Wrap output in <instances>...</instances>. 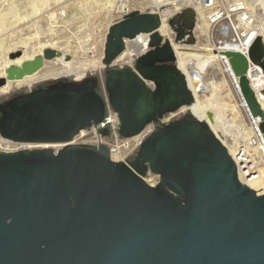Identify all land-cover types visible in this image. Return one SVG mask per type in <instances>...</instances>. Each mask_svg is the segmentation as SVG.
Returning a JSON list of instances; mask_svg holds the SVG:
<instances>
[{"label":"water","instance_id":"1","mask_svg":"<svg viewBox=\"0 0 264 264\" xmlns=\"http://www.w3.org/2000/svg\"><path fill=\"white\" fill-rule=\"evenodd\" d=\"M195 22L189 6L168 19L173 30ZM160 25L157 13L134 10L105 34L104 87L123 137L194 101ZM141 33L150 34L149 49L131 65L110 68L126 40ZM61 55L47 48L9 66L0 87ZM224 56L264 138V111L247 77L248 60L264 75L262 38L248 55ZM98 86L94 77L60 80L0 103L1 138L63 144L0 149V264H264V193L256 192L264 183L255 191L239 180L227 147L206 122L188 113L159 124L120 162L104 145L72 143L105 116Z\"/></svg>","mask_w":264,"mask_h":264},{"label":"bare ground","instance_id":"2","mask_svg":"<svg viewBox=\"0 0 264 264\" xmlns=\"http://www.w3.org/2000/svg\"><path fill=\"white\" fill-rule=\"evenodd\" d=\"M111 2L112 0H105L104 2L102 1L101 4L99 5L104 6V7H109L114 4L113 2H112L113 4H111ZM149 2L152 5V7H155V9H158V10H152V11L159 13L161 17V25L159 27V32L163 35V37L167 38L170 41L172 48L176 55L177 67L182 73L185 74L187 78L188 86L194 96V101L191 104L184 105L180 107L179 110L181 112L189 111V113H191L195 118L206 122L211 128V130L216 134V136L227 147L229 153L233 154L236 148L241 144V142L246 139L248 132L245 129L246 127L244 128V127H241V125H235L233 124L232 121L230 125L227 124L228 122L225 123V119L224 120L221 119V116L217 111L215 112L214 117H213V112L211 113V111L209 110L211 98L210 99L209 97L205 98L204 96L205 99H202L203 96L200 94L201 91H205L207 88H209V86L207 85L205 86L202 76L209 67H213L219 64H220V67L222 68V71L225 73V75L229 76V74H227L224 71V66H222V64L220 63V62L223 63L222 58L224 57V52L228 50H236V51L244 52L255 37L263 36V39H264V0H245V5L248 9H253V10L262 9L261 14L259 15L260 17H258L260 20V23L253 24V23H248L246 21L239 22L240 24L237 26V28L235 27L237 36H235L234 38L232 37L233 39L225 40L220 45L214 42V37H212L211 35L212 27L208 23L207 8H205L203 0H149ZM211 2L212 4H214L215 0H211ZM166 5H171L172 8L170 9L167 8L163 11L159 10L160 7L166 6ZM96 6L98 7V5ZM188 6L194 9L196 13V22L193 25V27L187 28V27L181 26L176 30L171 29L169 24H167V19L170 18L174 13L178 12L180 9H183L184 7H188ZM127 7H128L127 3H122L121 5L118 6L117 12L126 11ZM33 10H34V13H36V11H39L41 9L37 8L36 6V8L35 7L33 8ZM63 14H64V11H62L61 9V11H59L57 14L55 12H50L48 16L50 17V19L52 18L55 20L54 17H56V15L63 16ZM239 20L242 21L241 15L239 16ZM32 25L34 24L32 23ZM0 26L2 25L0 24ZM238 27L240 28L239 30H238ZM191 36L195 38L194 43L189 42V38H191ZM200 36H202L204 39V43L202 47H199V44L201 43L199 42ZM26 37H23L25 39L22 38L18 41H15L14 43H10V40H11L10 39L9 40L10 44L7 43L8 45H3V41L0 40V48H1L0 50L1 51L0 53V57H1L0 58V77L5 75V70L9 66L19 65L21 62L25 60H31L36 55L41 54L42 51L47 48H52V49L56 48L55 50H58L61 52L62 55L60 57H56L55 59L49 60V62L50 61L56 62L57 65H59L57 67L58 69L53 68V69H47L45 71H42L41 70L42 68H41L39 71L33 74H30V75H26L23 78L15 79V80H7L6 83L0 87V96H3V95L5 96L7 94H10L13 91H18L19 89L31 88L39 82L43 83V82H46L48 79L52 80L51 78L55 80L56 79L66 80L65 78L72 77L75 80H83L86 78L85 73L98 72V70L101 69V67L103 66L102 53L98 57H95L94 55H86L85 58L74 63V56L75 54L78 53V50L75 49L73 46L72 47L74 48V50H72V48L69 46L70 43L69 44L66 43L67 45L66 46L63 45V47L61 46L57 47V44L59 41L58 42L52 41L47 44H41L37 48H35V46L30 45V42L34 39L35 35H32L31 37L28 36V38ZM237 37L239 38L237 39ZM3 39L5 38L2 37V40ZM38 39L36 41H38ZM36 44H38V42ZM133 49H135V45L133 44V42L131 40H126V48L114 60V63H118L120 61H123L124 63H131L132 61L131 51ZM17 50H21L22 55L14 60L9 59L8 58L9 53L17 51ZM65 55H70L71 60L66 61L64 58ZM126 57L128 58L127 60H126ZM53 64L55 66V63ZM44 65H45V62H44ZM249 77L252 82V85L255 87V89H257L256 91L259 92L260 89H264V81H263L264 77L261 71L255 70V72L250 73ZM224 79L225 78H222L223 83H225ZM235 79L238 84V78L236 77ZM209 84H210V88L212 89V92H214L218 84L215 81H210ZM237 92L239 93V91ZM241 102L242 103L240 104V106L241 107L245 106L244 100ZM259 103L264 111V100H259ZM222 106H221V109H222ZM236 107L237 105L235 106L234 104L232 106V109L235 110V113H238ZM234 127L235 129H233ZM80 133L83 134L84 130L80 131ZM0 142L10 143L6 139H2V138H0ZM49 145L50 144H47V143H23L22 144L23 148H45ZM112 158L116 159L117 155L112 154ZM239 180L254 190H256V188L258 187V184L255 181L246 180L241 176H239Z\"/></svg>","mask_w":264,"mask_h":264},{"label":"rangeland","instance_id":"3","mask_svg":"<svg viewBox=\"0 0 264 264\" xmlns=\"http://www.w3.org/2000/svg\"><path fill=\"white\" fill-rule=\"evenodd\" d=\"M102 1L104 2L105 0H98V1L97 0H0V24L2 25L0 26V30H1L0 40L3 41V45H8L10 43H14L15 41L22 39L23 37L27 36L26 38H28V36L31 37L32 35H35L34 39L30 42V45L35 46V48H37L41 44H47L52 41H57V42L59 41L57 47L58 46L63 47V45L66 46L67 44L70 43L69 46L72 48V50H74V48L78 50V53L75 54L74 56V63H76L77 61H80L83 58H85L86 55H94L95 57L100 56L101 53L103 55V45L105 41V34L107 32V28L112 23L117 21L119 15V12H117V8L122 3H127L128 6L127 9H129L130 11L156 10L155 7H152L149 0H112L114 4L111 2V4L113 5L109 7H104L99 5L101 4ZM96 5H98V7ZM36 6L37 8L41 9L39 10L40 12L36 11L38 15L34 13L33 10V8L34 7L36 8ZM167 8L170 9L172 8V6L171 5L162 6L159 8V10L163 11ZM61 9L62 11H64L63 16L56 15V17H54L55 20L52 18L51 20L48 14L50 12H55L57 14L59 11H61ZM255 12L256 15L260 17L259 15L261 14L262 9L259 10L256 9ZM17 18L20 20H18ZM32 23L34 25H32ZM2 37L5 39L2 40ZM215 37H218L217 33H215ZM37 39L38 41H36ZM37 42L38 44H36ZM199 42H201L199 44V47H202L204 43V39L202 36L199 37ZM127 59L128 58L126 57V60ZM53 63H55V66ZM127 65H131V63H124L123 61H120L118 63L112 62V64H110V68L124 67ZM58 66L59 65H57L56 62L45 61V65L41 70L45 71L47 69H53V68L58 69L57 68ZM219 67L220 64L215 65L213 67H209L203 74L202 77L204 84L205 86L206 85L209 86V88H207L205 91L200 92V94L203 96L202 99L208 97L209 99L211 98L209 110L211 111V113L213 112V117L215 112L217 111L220 114L221 119L223 120L225 119V123L228 122L227 123L228 125H230V123L233 122V124L241 125V127L245 128L246 127L245 115L243 108L240 106L241 104V101L239 99L240 95L231 84V81L228 78L229 76L225 75V73L222 71V68ZM106 70L107 68L102 66L101 69L98 70V72L85 73L86 78L94 77L99 80V86L97 90L99 94L102 93L105 95L107 94L104 87ZM222 78H225L224 79L225 83H223ZM51 79L52 80L50 79H48L47 81L45 80L46 82L43 83L39 82L31 88L19 89L18 91H13L5 96L4 95L0 96V103L7 101L13 95L28 92L34 88L42 87L47 84L60 81V79L58 80L57 79L55 80L53 78ZM65 79L66 82L82 81V80H75L72 77H67ZM210 81H215L218 84L214 92H212V89L210 88V84H209ZM147 84L150 87H154L152 82H147ZM234 104L235 106L237 105L236 109L238 113H235V110L232 109V106ZM222 105H224L225 107ZM187 113H189V111L181 112L178 109L176 111L165 114V118L175 119L184 116ZM233 129H235V127ZM87 138L88 136L83 137L81 139L84 140ZM9 142L10 143L6 142V144L9 145L10 147L23 148L22 146L23 143L13 142V141H9ZM62 146L63 144L61 143H53L45 148H61Z\"/></svg>","mask_w":264,"mask_h":264},{"label":"built area","instance_id":"4","mask_svg":"<svg viewBox=\"0 0 264 264\" xmlns=\"http://www.w3.org/2000/svg\"><path fill=\"white\" fill-rule=\"evenodd\" d=\"M205 8H207V20L209 25L212 27L211 35L214 37V42L220 45L227 39H233L237 36L236 29L240 24L239 22L246 21L248 23L257 24L260 23L255 10L248 9L245 5V0H215L212 4L211 0H203ZM158 10V9H156ZM131 12L129 9L123 12H119L118 19H121L127 13ZM155 12V11H152ZM157 13V12H155ZM159 15V13H157ZM241 15V20L239 16ZM255 15V16H254ZM160 16V15H159ZM169 19V18H168ZM167 19V22H168ZM161 20V17H160ZM240 28L238 27V30ZM215 33L218 37H215ZM233 37V38H232ZM243 37V36H242ZM258 37V36H257ZM255 37L253 41L257 38ZM264 43L263 36H260ZM165 38V37H164ZM239 37H237L238 39ZM135 45V49L131 51L132 60L139 55L145 53L149 49L150 34L141 33L131 40ZM247 47V49L242 52L248 55V49L253 43ZM126 48V42H125ZM222 66H224V71L229 74V80L235 88L239 91V86L236 81V77L233 74L231 66L228 62L227 57L222 58ZM261 68L248 60V70L247 77L249 79L250 85L255 93L256 99L264 100V89L256 91L255 87L252 85L250 80V73L255 72V70L261 71ZM263 75V73H262ZM264 77V75H263ZM238 78V77H237ZM264 81V78H263ZM148 85V84H147ZM149 86V85H148ZM150 87V86H149ZM152 88V87H151ZM106 102V112L103 120L98 124L91 126L84 130V133L77 134L72 143L77 144H90L94 146L104 145L107 148H111L110 156L112 154L117 155L115 161H122L126 156L133 152L137 147H139L144 140L155 130L156 126L159 124H168L178 118H165L163 115L158 122H150L144 126V128L136 135L131 137H123L119 134V118L117 113L109 106L107 100V94H102ZM239 99L243 101V98L239 92ZM242 103V102H241ZM245 105V104H244ZM245 115V126L248 132L246 139L241 142V144L236 148L233 154H230L233 161L236 164L238 178L243 177L249 181H255L258 187L264 183V138L258 127L257 122L260 121L259 117H253L246 105L242 107ZM188 114V113H187ZM182 117V116H181ZM107 129V134H100V130ZM87 139L82 140L81 138L87 137ZM1 138V137H0ZM3 139V138H2ZM13 148L7 145L5 142H0V149ZM256 191V190H255ZM258 194L264 193V188L256 191Z\"/></svg>","mask_w":264,"mask_h":264}]
</instances>
